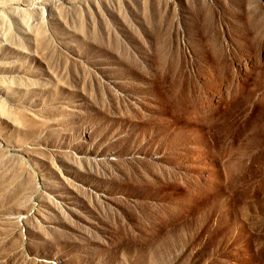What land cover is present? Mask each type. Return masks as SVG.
Here are the masks:
<instances>
[{
  "label": "rangeland",
  "instance_id": "obj_1",
  "mask_svg": "<svg viewBox=\"0 0 264 264\" xmlns=\"http://www.w3.org/2000/svg\"><path fill=\"white\" fill-rule=\"evenodd\" d=\"M0 264H264V0H0Z\"/></svg>",
  "mask_w": 264,
  "mask_h": 264
}]
</instances>
